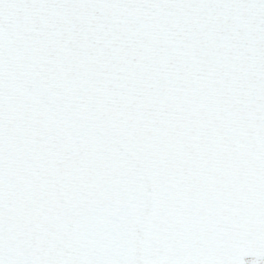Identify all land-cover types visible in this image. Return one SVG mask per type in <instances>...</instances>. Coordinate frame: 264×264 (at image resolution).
<instances>
[{"label": "snow or ice", "instance_id": "snow-or-ice-1", "mask_svg": "<svg viewBox=\"0 0 264 264\" xmlns=\"http://www.w3.org/2000/svg\"><path fill=\"white\" fill-rule=\"evenodd\" d=\"M0 264H264V0H0Z\"/></svg>", "mask_w": 264, "mask_h": 264}, {"label": "flooded vegetation", "instance_id": "flooded-vegetation-1", "mask_svg": "<svg viewBox=\"0 0 264 264\" xmlns=\"http://www.w3.org/2000/svg\"><path fill=\"white\" fill-rule=\"evenodd\" d=\"M252 259H254V258H248V259L246 260V262L251 261Z\"/></svg>", "mask_w": 264, "mask_h": 264}, {"label": "water", "instance_id": "water-1", "mask_svg": "<svg viewBox=\"0 0 264 264\" xmlns=\"http://www.w3.org/2000/svg\"><path fill=\"white\" fill-rule=\"evenodd\" d=\"M248 258H253V257H245V260H247Z\"/></svg>", "mask_w": 264, "mask_h": 264}]
</instances>
